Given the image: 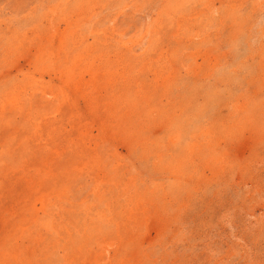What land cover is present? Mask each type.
Segmentation results:
<instances>
[{
	"label": "rangeland",
	"instance_id": "obj_1",
	"mask_svg": "<svg viewBox=\"0 0 264 264\" xmlns=\"http://www.w3.org/2000/svg\"><path fill=\"white\" fill-rule=\"evenodd\" d=\"M230 1L215 0L212 5V0H202V4L199 0H0V264H264V0ZM220 19H227L225 25ZM93 30L96 34L90 33ZM173 30L178 33L179 45L174 42ZM71 31L80 35L75 43L67 39L71 62L82 48H103L98 56L103 54L105 61L110 57L111 62L104 65L102 74L107 71L106 75L111 74L108 78L114 75V81L118 80L117 95L131 82L134 91L138 87L152 90V104L147 109L159 108L161 122L167 120L164 111L170 103L178 116L180 111L192 115L189 123L184 118L185 124L172 115L170 129L164 133L157 129L155 113L144 115V119L151 116V130L142 127L144 135L153 141L158 137L167 155L160 172L155 167L159 164L155 160L160 153L158 144L144 143L145 150L137 148L135 155L127 142L116 143L107 137L113 134L114 118L107 120L101 132L96 129L110 115L98 119L89 116L88 103L93 98L87 102L78 98L73 105L60 96L59 81L50 77L55 78V63L61 66L58 59L65 58L66 52L60 51V41L55 40L52 54L48 38ZM40 42L49 46L44 57L32 48ZM27 58L36 63V70L35 65L28 66ZM155 69L163 72L164 80H158L159 84ZM28 72L35 79L26 78ZM42 72H48L44 81ZM121 79L128 80L120 83ZM50 81L53 90L45 96L46 103L37 107L32 99L36 96L35 101L41 100V92ZM212 90L218 94L215 114L214 105L202 106L206 92ZM100 104L94 106L106 111V105ZM139 106L141 113L145 107ZM197 106L205 118L194 117ZM60 110L64 114L74 111L77 117H69L76 124L75 130L69 127L70 132L65 131ZM240 113L244 124L235 127L238 133L227 137L226 131L237 125L234 120ZM223 116L227 126L220 121L215 125V118ZM89 124L95 129L85 130ZM209 126L213 128L210 145L203 139ZM240 128L244 130H237ZM83 132L90 136H83ZM122 133L121 138H130ZM105 134L109 151L96 155L98 150L91 139ZM144 138L142 142H146ZM201 141V152H192L193 144ZM118 144V151L109 147ZM62 152L63 160L58 155ZM78 154L82 155L79 161L67 163L70 156ZM102 155L109 171L119 168L121 179L126 171L141 173L138 187L130 188L137 195L135 200L127 203L128 199L121 197L115 187L118 180L110 179L107 188L79 178V169L88 172L100 167L93 156ZM180 155L194 156L192 165L180 168L175 161ZM73 169L78 171L76 176L70 173ZM175 171L192 179L176 183V176H172ZM66 173L72 176L67 179ZM126 183L130 184L129 180L123 185ZM109 188L116 189L117 195H112L111 202L99 201ZM65 226L69 229L64 230ZM81 254L86 258L80 259Z\"/></svg>",
	"mask_w": 264,
	"mask_h": 264
},
{
	"label": "bare ground",
	"instance_id": "obj_2",
	"mask_svg": "<svg viewBox=\"0 0 264 264\" xmlns=\"http://www.w3.org/2000/svg\"><path fill=\"white\" fill-rule=\"evenodd\" d=\"M43 1V0H42ZM200 1V3L202 4V0H199ZM204 1V0H203ZM213 2H212V5L213 4H215L214 2H215V0H212ZM229 0H227V2H228ZM231 1H234V0H231ZM230 1V2H231ZM178 2H180V1H178ZM223 2V1H222ZM28 3V2H27ZM184 3V2H183ZM229 3V2H228ZM166 5H168L167 3H165ZM174 4H177V3H174ZM222 4V3H221ZM209 5H210V7H212L211 6V4H210V2H209ZM156 6V5H155ZM177 6V5H176ZM102 7V6H101ZM157 7V6H156ZM86 8V7H85ZM168 8V7H167ZM174 8V7H173ZM177 8V7H176ZM175 8V9H176ZM159 9V8H158ZM172 9V8H171ZM192 9H193V7H192ZM198 9V8H197ZM211 9V8H210ZM91 10V9H90ZM163 10V9H162ZM196 10V9H195ZM209 10V9H208ZM215 10V9H214ZM202 11V10H201ZM200 11V9H198V13L199 12H201ZM224 11V10H223ZM174 12V11H173ZM182 12V11H181ZM206 12V11H205ZM215 12V11H214ZM190 13V12H189ZM197 13V12H196ZM202 13V12H201ZM226 13V12H225ZM234 13V12H233ZM81 14V13H80ZM161 14V13H160ZM217 14V13H216ZM195 15V14H194ZM202 15V14H201ZM228 15V14H227ZM55 17V16H54ZM53 18V17H52ZM231 17H229V19H230ZM164 19V18H163ZM195 19V18H194ZM199 19V18H198ZM201 19H202V17H201ZM209 19H211V18H209ZM234 19V18H233ZM159 20V19H158ZM196 20H197V17H196ZM212 20L213 21H215V20H217V18H212ZM174 20H172V22H173ZM184 21V20H183ZM226 21H227V19L225 20V19H220L219 20V22H220V24H224L225 25V23H226ZM229 21V20H228ZM231 21V20H230ZM234 21V20H233ZM90 22V21H89ZM110 22V21H109ZM165 22V21H164ZM179 22H180V19H179ZM188 22V21H187ZM189 22H191V21H189ZM73 23V22H72ZM81 23V22H80ZM180 23H182V21L180 22ZM213 23V22H212ZM211 23V24H212ZM104 24V26H105V24L106 23H103ZM175 24V23H174ZM192 24V23H191ZM219 24V23H218ZM73 25V24H72ZM71 24H70V26H72ZM83 25H84V23H83ZM96 25V24H95ZM172 25V24H171ZM181 25V24H180ZM183 25V24H182ZM186 25H187V23H186ZM190 25V24H189ZM209 25H210V21H209ZM54 26H56V25H54ZM76 26V25H75ZM81 26H82V24H81ZM177 26H178V30H179V28H180V26H179V23L177 24ZM176 26V27H177ZM188 26V25H187ZM223 26V25H222ZM53 27V26H52ZM84 27V26H83ZM168 27H170V26H168ZM77 28V27H76ZM114 28V27H113ZM194 28V27H193ZM160 29H161V27H160ZM52 30V29H51ZM68 30V29H67ZM83 30V29H82ZM189 30V29H188ZM75 31H77V30H75ZM81 31V30H80ZM175 30H173L172 31V35H174V37H175V43L177 44V45H179L180 44V42H179V40H178V38H177V34L178 33H176V32H174ZM181 31V30H180ZM192 31V30H191ZM72 33L71 34H66V33H64V34H58V35H56L55 33L52 35L53 37H52V39H49L48 38V44L51 46L50 48H52V49H49V46H47V45H43L42 44V42H40L38 45L37 44H35V45H33L32 46V48H35V51H36V54H42V56L44 57L46 54H48V49L50 50V52L53 54V52L55 51V50H53V48L55 47V40H59L60 41V51H62L63 53H65L66 52V54H65V58H63V59H58L59 61H60V65L61 66H57V64L55 63V67H56V69L54 68V76H55V78L53 77H50V79L51 80H53V79H57L58 81H59V83H60V86H59V92H60V96L63 98V100H67L68 102H70L71 104H75V102L76 101H78V98L79 99H83L84 101H89V100H91L92 98V100L91 101H89L90 103H88L90 106V113H88L89 114V116L90 115H93V116H97V119L100 117V116H104L105 118H107V115H108V113H109V115L110 116H108V119H103V121H102V123L103 124H99V128H96L99 132H101L100 130L101 129H104L105 127H104V124L105 123H107V120H110L111 118H114L113 120H115L116 122H115V125H114V128H113V130H111V132L113 133L112 135H110V136H107V137H109V138H111V139H113L116 143H121L122 141H124L125 143L127 142L128 143V146L130 147V150L131 149H133V151H135L133 154H137V151H136V149L138 148V151H139V149L141 148V147H143V150H145L144 149V143H148V144H154V145H157L158 144V146H159V148L160 149H158V151L160 152V153H158V154H156V158H155V160L156 161H159V164L158 165H156L155 167L156 168H158V171H159V169H160V171L162 170L161 169V167H162V162H164V160L166 159V154H165V150H163L162 149V146L160 145V141H159V138L158 137H156V140H152L151 138H148L147 136H145L144 135V131H143V129H142V127L145 129V127H147L148 129H150L149 128V123H150V121L148 120V118H150L151 116H149L148 118H146V119H144V115H146L147 113H149L150 112V115L151 114H154L155 113V115H157V117H156V119L154 120V122H156V126H157V129L158 128H160V129H158V130H163V133L164 132H166L168 129H170V127L168 126L169 125V121L172 119V115L174 116V117H176V119H178V120H180V121H182L183 122V124H185V120H184V118L187 120V122L189 123L190 121L189 120H191V117L190 116H192V115H188L187 113V111H185V113H184V111H180L181 112V114L178 116L177 115V112H176V109H175V111H174V109H173V111L171 110V108H170V106H171V104L172 103H170L168 106H167V108H165V111H164V113L166 114V118H167V120H166V122L165 123H163V122H161L160 120L162 119V113H161V111H159V108H157V107H155L156 108V110H148L147 109V107H148V105H151L152 104V90H144V89H146V88H143V87H138V89H137V91L135 92L134 90H132V88L130 87V83H126V84H128L126 87L124 86L123 87V89H121L122 91H126L125 92V94L121 91V94L120 95H117V93L116 92H114V90H116V88H115V86H116V84L118 85V80L117 81H114V75L113 76H109L110 78H108V75H111V74H108V75H106V73H107V71H105V75H103L102 73H103V70L105 69L104 68V65L107 67V65L111 62V60L110 59H108V58H110V57H106V61H105V57L103 56V54H102V56L101 55H99L98 56V54H100V53H103V48H93V46H89V48H82V50L80 51H78L79 53H77V52H75V53H77L78 55L73 59V62H71L72 61V59H71V57H69L68 55H69V53H70V51H67L68 49H67V47H68V40H71L73 43H75V41H77L79 38H76V36L78 35V36H80L79 34H76V33H73V31H71ZM114 32V31H113ZM125 32V31H124ZM179 32V31H178ZM201 32V31H200ZM91 34L92 33H94V34H96V31L95 30H93V32H90ZM169 33H170V31H169ZM183 33V32H182ZM187 33V32H186ZM38 34V33H37ZM49 34H51V33H49ZM101 34V33H100ZM158 34V33H157ZM167 34V33H166ZM191 34V33H190ZM120 35V34H119ZM186 35V34H185ZM159 36V35H158ZM179 36V35H178ZM210 36V35H209ZM216 36V35H215ZM38 37V36H37ZM156 37V36H155ZM172 37V36H171ZM180 37V36H179ZM186 37V36H185ZM45 38V37H44ZM58 38V39H57ZM74 38H76V40L74 39ZM85 38H86V36H85ZM160 38V37H159ZM170 38V37H169ZM180 38H182V37H180ZM184 38V37H183ZM204 38H205V36H204ZM38 39V38H37ZM68 39V40H67ZM74 39V40H73ZM105 39V38H104ZM108 39V38H107ZM190 39V38H189ZM163 40V39H162ZM174 40V39H173ZM172 40V41H173ZM183 40V39H182ZM168 41V40H167ZM181 41V40H180ZM88 41H86V40H83V43H87ZM152 42V41H151ZM150 42V43H151ZM157 42V41H156ZM168 42H170V41H168ZM182 42V41H181ZM77 43V42H76ZM185 43V42H184ZM246 43V42H245ZM154 44V43H153ZM152 45V44H151ZM156 45V44H155ZM176 45V46H177ZM76 46V45H75ZM105 46V45H104ZM123 46V45H122ZM153 46V45H152ZM74 47V46H73ZM72 47V48H73ZM202 47V46H201ZM56 48V47H55ZM71 48V49H72ZM153 48V47H152ZM160 48V47H159ZM178 48H179V46H178ZM92 49H93V51H92ZM105 49V48H104ZM118 49V48H117ZM162 49V48H161ZM160 49V50H161ZM165 49V48H164ZM163 49V50H164ZM26 50V49H25ZM72 50H74V49H72ZM77 50V49H76ZM108 50V49H107ZM151 50H153V49H151ZM162 50V51H163ZM177 51H178V49H177ZM214 51H216L215 50V48H214ZM213 50L211 51V53L212 52H214ZM72 52V51H71ZM92 52H95V53H92ZM109 52V51H108ZM133 52H134V50H133ZM149 52H151V51H149ZM148 52V53H149ZM161 52V51H160ZM204 52V51H203ZM202 52V53H203ZM107 53V52H106ZM162 53H166V51L165 52H162ZM112 54V53H111ZM131 54H132V52H131ZM168 54V53H167ZM137 55V54H136ZM160 55H161V53H160ZM166 55V54H165ZM204 55V54H203ZM159 56V55H158ZM162 56V55H161ZM30 57H31V54H30ZM49 57H51V55L49 54ZM127 57V56H126ZM130 57V56H129ZM165 57H167V56H165ZM39 58H41V57H39ZM139 58H141V57H139ZM138 58V59H139ZM162 58H163V56H162ZM120 59V58H119ZM132 59H134V58H132ZM164 59V58H163ZM136 60V59H135ZM140 60V59H139ZM27 61H28V66L30 67V68H32L36 63L34 62V61H32L31 60V58H27ZM37 61V60H36ZM103 61H105V62H103ZM114 61V60H113ZM137 61V60H136ZM125 62V61H124ZM135 61L133 60V63H134ZM151 62H152V60H151ZM97 63H100L99 65L97 64ZM119 62H117L116 64H118ZM133 63H132V65H133ZM136 63V62H135ZM139 63V62H138ZM138 63H136L137 65H138ZM147 63V62H146ZM135 64V65H136ZM122 65V64H121ZM150 65V64H149ZM154 65V64H153ZM156 65V64H155ZM141 66V65H140ZM143 66L144 65H142L141 66V68H143ZM17 67V66H16ZM36 65L34 66V68H35V70H36ZM119 67V66H118ZM121 67V66H120ZM127 66H125V68H126ZM150 67H151V65H150ZM149 67V68H150ZM158 67V66H157ZM184 67V66H183ZM135 68V67H134ZM133 67H132V69H134ZM148 68V67H147ZM261 68V67H260ZM2 69V68H1ZM135 69H137V68H135ZM154 69V68H153ZM159 69V68H158ZM162 69V68H161ZM160 69V71H158V70H154L155 72H156V76H155V79H156V82L158 81V82H161L160 80L162 79V80H164L163 78V76H162V74H163V72H162V70ZM165 69V68H164ZM163 69V70H164ZM170 69H172L173 70V68H170ZM128 70V69H127ZM129 70H130V68H129ZM129 70H128V72H129ZM236 70V69H235ZM1 71V70H0ZM123 71V70H122ZM134 71V70H133ZM138 71V70H137ZM149 71H151V70H149ZM165 71V70H164ZM37 72H38V70H37ZM114 72H115V70H114ZM128 72H126V73H128ZM132 72V71H131ZM141 71H139V73H140ZM154 72V73H155ZM125 73V72H124ZM134 73V72H133ZM135 73H137V72H135ZM144 73V72H143ZM188 73V72H187ZM37 74V73H36ZM46 74H48V72H42L41 73V79H42V81H44L45 80V75ZM52 75V74H51ZM122 75H123V73H122ZM129 75H130V73H129ZM128 75V76H129ZM136 75V74H135ZM138 75V74H137ZM6 76L7 77H10L11 76V73H7L6 74ZM124 77L126 76V78H127V75H123ZM131 76H132V74L130 75V78H131ZM153 76V75H152ZM192 76V75H191ZM196 76V78H197V81H199L200 80V77L199 76H197V75H195ZM27 77H29L30 79H32V78H34L35 79V77L32 75H30V72H28V74L26 75V78ZM87 77H89V80L87 79ZM121 77V76H120ZM123 77V78H124ZM149 78V77H148ZM147 78V79H148ZM207 78V77H206ZM129 79V78H128ZM128 79H121V81H119L120 83H124V80L125 81H127ZM135 79V78H134ZM137 79V78H136ZM216 79V78H215ZM120 80V79H119ZM132 80V79H131ZM173 80V79H172ZM204 80V79H203ZM41 81V80H40ZM226 81V80H225ZM134 82V81H133ZM140 82V81H139ZM144 82V81H143ZM157 82V83H158ZM37 83H39V82H37ZM172 83V82H171ZM154 84V83H153ZM152 84V85H153ZM159 84V83H158ZM42 85V84H41ZM120 85V84H119ZM123 85V84H122ZM125 85V84H124ZM142 85V84H141ZM156 85V84H155ZM171 85V84H170ZM16 86H17V84H16ZM134 86V85H133ZM137 86V85H136ZM138 86H139V83H138ZM143 86H144V84H143ZM146 86V85H145ZM187 86V85H186ZM227 86V85H226ZM53 86H52V83H51V81H50V83L48 84V88L46 89V90H43L42 92H41V94L43 95V98H41V100H39V101H35V100H37L38 98L35 96V98L34 99H32V101L34 102V104L38 107V105L40 104V106L41 105H43V104H45L46 103V101H44L45 100V96H48L47 95V93H49V91H51V90H53V88H52ZM190 87V86H189ZM203 87V86H202ZM52 88V89H51ZM161 88H163V87H161ZM41 89V88H40ZM120 89V88H119ZM134 89V88H133ZM148 89V88H147ZM198 89V88H197ZM208 88H203V90L205 91V90H207ZM42 90V89H41ZM113 90V91H112ZM160 90V89H159ZM190 90V89H189ZM202 90V89H201ZM191 91H192V89H191ZM196 91V90H195ZM119 92V91H118ZM87 93H89V94H87ZM105 94V95H107L106 97L103 95V94ZM111 93L112 94H114V96L113 97H110L111 96ZM185 93V92H184ZM194 93V92H193ZM205 93V92H204ZM208 93V94H207ZM34 95L36 94V93H33ZM100 94H101V96H100ZM161 94V93H160ZM164 94V93H163ZM162 94V95H163ZM206 96H207V98H205V101H204V104L202 105L203 107H208L209 105H214V108H215V110H214V114L216 113V104H217V102H216V100H218L217 98H218V94L216 95V90H212V92L211 93H209L208 91L206 92ZM221 94V93H220ZM219 94V95H220ZM91 95H94V96H96V97H91ZM33 97V96H32ZM91 97V98H90ZM160 97V96H159ZM187 97L188 98H192L191 97V94H187ZM220 98H221V96H219ZM89 98V100H87ZM54 99V98H53ZM155 99V98H154ZM250 99V98H249ZM2 100V99H1ZM50 100V99H49ZM108 100H110V102H111V104H106L105 102H107ZM125 101V102H124ZM203 101V100H202ZM97 102V104H99V103H102V104H105L106 105V108H107V110L106 109H104V110H106V111H104V112H101V108L102 107H96V106H94V103H96ZM99 102V103H98ZM109 102V103H110ZM171 102V101H170ZM160 103V102H159ZM76 104H77V102H76ZM75 104V105H76ZM102 104H100V105H102ZM139 104H142V106H143V104H144V109H142L141 108V113H139ZM180 104V103H179ZM193 104V103H192ZM231 104V103H230ZM73 105H72V108H73ZM114 105L116 106V107H114ZM200 105V104H199ZM227 105V104H226ZM260 106V105H259ZM154 106H149V108L150 109H152ZM228 107V106H227ZM176 108V107H175ZM219 108V107H218ZM243 107H240V108H237L238 110H241ZM87 109V108H86ZM101 109V110H100ZM196 109H198V110H196L195 111V115H194V117L195 118H197L198 116V118L199 119H203V118H205V116H202V115H200V106H197L196 107ZM228 109V108H227ZM226 109V110H227ZM260 109V108H259ZM78 110H79V108H78ZM125 110V111H124ZM185 110H187V109H185ZM123 112V113H122ZM163 112V111H162ZM229 112V110L228 111H226V112H223L224 113V116H225V113H228ZM78 113L80 114V111H78ZM122 113V114H121ZM242 113H246V110H242ZM22 114V113H21ZM187 114V115H186ZM28 115V114H27ZM43 115V117L44 118H46L47 117V115H48V113L47 112H45V110H44V113L42 114ZM69 115L70 116H72V119L74 118V117H77L76 116V114L74 113V111H71V113L70 112H68V113H66V114H64V112L62 111V110H60V117L62 118V120H63V122H65L66 123V126H65V131L66 132H70L69 131V129L70 128H72L73 130H75L76 129V124H73L72 123V119L69 117ZM148 115V114H147ZM170 115V116H169ZM198 115V116H197ZM242 114L240 113V115H238L239 116V118H238V120L237 119H235L234 120V124H236L237 123V125H235V126H233L232 128H230V130L229 131H226V136L227 137H229L231 134H236V133H238V131L236 132V128L235 127H237L238 125L239 126H242L243 124H244V117L243 116H241ZM57 116V115H56ZM55 116V117H56ZM221 117L220 119H219V117H216L215 118V125L217 124V123H219V121H220V123H222V125H224L225 127L227 126V123H226V121H224L225 120V117ZM25 117V116H24ZM134 117H136L137 118V121H134ZM190 117V118H189ZM263 117V116H262ZM56 118H58V117H56ZM55 118V119H56ZM80 118V117H79ZM254 118V117H253ZM27 119V118H26ZM208 119H210V118H208ZM254 119H256V118H254ZM57 120V119H56ZM260 120V119H259ZM24 121V120H23ZM160 121V122H159ZM254 121V120H253ZM27 122V121H26ZM38 122H39V120H38ZM79 122V121H78ZM256 122V121H255ZM11 123V122H10ZM24 123V122H23ZM47 123H49V122H47ZM142 123H144V124H142ZM249 122H248V120H247V124H248ZM253 124H254V122H252ZM26 124V123H25ZM55 124V123H54ZM152 125V124H151ZM173 125H174V123H173ZM173 125H172V129H173ZM249 125V124H248ZM251 125V124H250ZM257 125V124H256ZM258 126V125H257ZM70 127V128H69ZM85 130L86 129H95V125L93 124V126L91 125L90 126V124H89V126H87V125H85ZM87 127H89V128H87ZM246 127V126H245ZM45 128V127H44ZM153 128V127H152ZM205 128V127H204ZM233 128H235L234 130H232ZM238 128V127H237ZM244 128V127H243ZM243 128H240V129H237V130H242ZM251 128V127H250ZM53 129V128H52ZM172 129H171V132H172ZM206 129V138L205 137H203V139H205V141L207 142V144L208 145H210L211 144V135H210V132H212L213 131V128H211L210 126L209 127H207V128H205ZM245 129V128H244ZM243 129V130H244ZM248 129V128H247ZM258 129V128H257ZM60 130V129H59ZM151 130V129H150ZM174 130V129H173ZM246 130V129H245ZM154 132L153 133H155V134H157V130H153ZM216 131H218V130H216ZM235 131V132H234ZM38 132V131H37ZM63 132V131H62ZM77 132H79V130H77ZM87 132H89V130L87 131ZM103 132H104V130H103ZM122 132H125V134L126 133H128L127 135H129V139L126 137V138H121L120 136L123 134ZM150 132V131H149ZM174 132V131H173ZM192 132V131H191ZM224 132V131H223ZM180 133V132H179ZM81 134H83V136H88L89 134L88 133H86V132H83V133H81ZM241 134H243V133H241ZM240 134V135H241ZM164 135V134H163ZM166 135V134H165ZM191 135V134H190ZM48 136V135H47ZM56 136V135H55ZM58 136V135H57ZM90 136V135H89ZM138 137V140H136L137 139V137ZM145 137V138H144ZM216 137V136H215ZM235 137V136H234ZM136 138V139H135ZM143 138L146 140V142H142L143 141ZM158 138V139H157ZM179 138V137H178ZM192 138V137H191ZM213 138H214V136H213ZM40 139V138H39ZM81 139H82V137H81ZM87 139V138H86ZM160 139H162L161 141H164V139H165V136L164 137H161ZM200 139V138H199ZM215 139V138H214ZM238 139H239V137H238ZM43 140V139H42ZM83 140V139H82ZM106 134L105 135H103V137H101V135H99L98 137H94L93 136V139H91V141H92V143H94V146H95V150H98V151H95L96 152V155L97 154H99L102 150H104V151H109L107 148H106V144H107V142H106ZM180 140V139H179ZM234 140V139H233ZM24 141V140H23ZM131 141H133V144L131 143ZM192 141H193V139H192ZM48 142V141H47ZM195 142V141H194ZM44 143V142H43ZM90 143V142H89ZM166 143V142H165ZM124 144V143H123ZM168 144V143H167ZM215 145H217V144H215ZM108 146V145H107ZM120 145L118 144V145H109V147H110V149H112V148H114L115 147V149L118 151V147H119ZM161 146V147H160ZM167 147V146H166ZM217 147V146H216ZM221 147V146H220ZM224 147V146H223ZM76 148H77V146H76ZM81 148H83V147H81ZM180 148V147H179ZM203 147H202V141L198 144V142H196V143H194L193 144V147H191V150H192V152H194V150L195 149H199V152H201V149H202ZM226 148V147H225ZM69 149V148H68ZM149 149V148H148ZM83 150V149H82ZM100 150V151H99ZM185 150V149H184ZM230 150V149H229ZM72 151H74V150H72ZM113 151V150H112ZM157 151V150H156ZM155 151V152H156ZM60 152V151H59ZM75 152V151H74ZM77 152L78 153H80L81 151H80V149H79V147L77 148ZM84 152V151H83ZM148 153H150L149 151H148ZM148 153H145V154H148ZM185 153V152H184ZM183 153V154H184ZM208 153V152H207ZM63 154H64V152H62V153H58V155H60L59 157V159H61L62 158V160H63ZM153 154V153H152ZM188 154V153H187ZM142 155V154H141ZM149 155V154H148ZM166 155V156H165ZM173 155V154H172ZM200 155V154H199ZM206 155H208V154H206ZM26 156V155H25ZM80 156H82V155H80V154H78V157H77V155L74 157V156H70V160H69V162H67V163H70L71 161V163H73V162H76V161H79L80 160V158H82V157H80ZM85 156V155H84ZM103 156L104 155H102V157H99V156H96V157H94L93 156V159H95L97 162H98V164H100L101 166L100 167H98V168H95L94 169V167L92 168V169H90L91 171H86V170H84V169H79V172L78 171H76V170H74L73 169V171L72 172H70L71 174H73L74 173V175L76 176V173H77V175H79V178H81V180L83 179V180H86L87 182L88 181H90V183L91 182H93L94 184L96 183V184H100V185H104L103 187H107V186H109V184H110V179L112 180V182H116L117 180H118V185H116L115 184V187L117 188V190H119V193L121 194V197L123 198V199H128V200H126L127 201V203L128 202H130V201H132L133 199L135 200V197L134 196H137V195H135L134 194V192H132V187H131V185L133 186V189L135 190L136 189V187H138V186H136V183L138 182V180L139 179H141V173H136V175H133L132 173H129V171L127 172H124V177H122V179H121V176L122 175H120V171L118 170L119 168H115L114 169V172H112V171H109L108 169H107V166H106V164H105V162L103 161ZM115 157H114V160H116L117 161V159H116V157L118 156V152L114 155ZM181 157H178V158H176L175 159V161H176V163L177 162H179L180 163V168H181V166L182 165H187V166H190L189 164H191L192 165V163H190V161H193L194 160V156H191V155H188V158H186V157H184L183 155H180ZM78 158V159H77ZM169 158H171V156H169ZM173 158H175V157H173ZM241 158V157H240ZM243 158V157H242ZM217 159V158H216ZM225 159V158H224ZM236 159V158H235ZM61 160V161H62ZM94 160V161H95ZM202 161V160H201ZM204 161V160H203ZM209 161H210V159H209ZM221 161V160H220ZM103 162H104V164H103ZM174 162V161H173ZM215 163H216V161H214ZM51 163V162H50ZM88 163H89V161H88ZM2 164V163H1ZM130 164V163H129ZM155 165V164H154ZM204 165V164H203ZM169 166V165H168ZM172 166V165H171ZM194 166V165H193ZM174 167V166H173ZM86 168V167H85ZM129 168V167H128ZM166 169V168H165ZM176 169H178V168H176ZM201 169V168H200ZM181 170V169H180ZM186 170V169H185ZM188 170H190V169H188ZM132 171V170H131ZM159 171V172H160ZM171 171V170H170ZM192 171V170H191ZM90 173L87 177L85 176V173ZM181 174L180 175H177L178 173H176V171L175 172H173L175 175H173L172 174V176L174 177V176H176V178H175V181H177L176 183H181V182H184V180H187L188 181V179H192L191 177H189V178H183L184 176H182V173H184V172H181V171H179ZM67 175H68V177H67V179H69L70 178V176H72L71 174H69V173H66ZM112 174H115V176L114 177H111L112 176ZM140 174V175H139ZM85 176V177H84ZM128 179H127V178ZM169 177V176H168ZM171 177V176H170ZM55 178V177H54ZM65 180V179H64ZM127 180H129V182H130V184L128 183V185H127V183L125 184V186L123 185V182H126ZM31 181H32V179H31ZM54 183V182H53ZM89 183V184H90ZM120 185H121V188H120ZM174 186V185H173ZM108 188V187H107ZM131 188V189H130ZM163 188V187H162ZM65 189V188H64ZM104 189V188H103ZM110 189V188H109ZM67 190V189H66ZM115 191H116V189H110L109 191H103L102 193H101V196H100V198H99V201H102L103 199L105 200V201H110L111 202V198H112V195H117V194H114L115 193ZM121 191V192H120ZM86 192V191H85ZM109 192V193H108ZM162 192V191H161ZM164 192V191H163ZM172 192V191H171ZM68 193V192H67ZM94 193H97V192H94ZM132 193H133V195H132ZM155 193V192H154ZM74 194V193H73ZM99 194V193H98ZM160 194V193H159ZM172 194V193H171ZM150 195V194H149ZM163 195V194H162ZM71 196V195H70ZM97 196V195H96ZM140 196H142V195H140ZM145 196V195H144ZM143 197V196H142ZM148 197V196H147ZM164 197V196H163ZM145 198V197H144ZM45 201V200H44ZM113 202V201H112ZM190 203V202H189ZM133 205H135V203L133 202L132 203ZM129 205V204H128ZM159 205V204H158ZM5 206V205H4ZM117 207V206H116ZM36 210V209H35ZM45 211V210H44ZM124 211V210H123ZM128 212H130L131 213V211H132V209H128L127 210ZM127 211H124V213L125 212H127ZM73 212V211H72ZM35 214V213H34ZM115 214V213H114ZM56 223V222H55ZM110 223H112V222H110ZM61 226L63 225V223L62 224H60ZM65 225V224H64ZM68 226V225H67ZM67 226H65L66 228H64V230L65 229H69ZM112 226V225H111ZM138 227V226H137ZM56 228V227H55ZM101 228V227H100ZM51 229V228H50ZM74 229L75 230H78V227H74ZM125 229V228H124ZM74 239V238H73ZM18 242V241H17ZM36 242V241H35ZM69 242V241H68ZM59 246V245H58ZM84 247V246H83ZM8 249V248H7ZM84 249V248H83ZM38 250V249H37ZM19 251V250H18ZM16 252H17V250H16ZM20 252V251H19ZM79 252V251H78ZM21 253V252H20ZM34 254V253H33ZM17 256L19 255V254H16ZM22 255V254H21ZM84 254H81L80 256H79V258L81 259V258H86L85 256L84 257H81V256H83ZM93 257V256H92ZM95 257V256H94ZM82 261H84L83 259H82ZM131 261V260H130ZM98 262V261H97ZM49 264H51V263H49ZM81 264H86L85 263V261H84V263L82 262ZM119 264V263H118Z\"/></svg>",
	"mask_w": 264,
	"mask_h": 264
}]
</instances>
